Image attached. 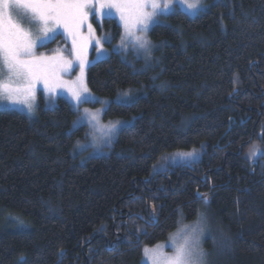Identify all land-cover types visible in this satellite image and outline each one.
<instances>
[{"label": "trees", "instance_id": "1", "mask_svg": "<svg viewBox=\"0 0 264 264\" xmlns=\"http://www.w3.org/2000/svg\"><path fill=\"white\" fill-rule=\"evenodd\" d=\"M150 38V66L112 52L88 68L104 118L135 117L108 154L76 153L88 127L64 97L35 118L0 109V264H143L201 213L211 264H264V0L176 10Z\"/></svg>", "mask_w": 264, "mask_h": 264}, {"label": "snow or ice", "instance_id": "2", "mask_svg": "<svg viewBox=\"0 0 264 264\" xmlns=\"http://www.w3.org/2000/svg\"><path fill=\"white\" fill-rule=\"evenodd\" d=\"M177 3L191 15L201 10V0H0V98L9 101L22 98L31 112L33 105L30 101L34 99L35 86L42 81L48 91L68 87L77 105L90 102L93 98L83 95L87 92L83 84V53L88 40L93 38L94 29L91 24L87 25L88 37L81 32L89 15L110 16L111 10L115 9L124 29L121 47L127 48L131 38L133 46L148 56L152 51L151 41L147 38L150 26L158 22L159 16L171 12ZM14 9L26 13L29 27L13 21ZM61 26L71 36L72 52L80 61L81 77L71 83L60 80L58 75L71 66L70 59L63 56L37 57L35 54L38 44L50 39L49 34ZM103 42L109 41L105 38ZM95 44L98 50L102 47L100 39H96ZM83 118L89 123L97 121L98 112L85 109ZM79 122L74 121V125ZM114 130L115 124L109 125L105 135L110 138ZM257 151L253 150L249 158ZM183 155L191 157L195 153ZM201 221L194 226H184L169 237L171 255L163 251L167 245L146 248L145 255L151 253L152 264H207L208 253L203 251L199 239L203 231L199 227Z\"/></svg>", "mask_w": 264, "mask_h": 264}, {"label": "rangeland", "instance_id": "3", "mask_svg": "<svg viewBox=\"0 0 264 264\" xmlns=\"http://www.w3.org/2000/svg\"><path fill=\"white\" fill-rule=\"evenodd\" d=\"M200 7L201 10L206 7V0H201ZM176 10H182L187 12L184 6L178 3L174 4L171 12L165 15H161L157 18V23L163 22L167 15L171 14L172 12H175ZM105 11H107V9ZM111 11L112 15L110 16L89 15L87 22L81 29V32L84 37H88V24H91L92 28L94 29L93 38L88 40L87 47L85 48L83 53V84L87 88V92L83 93V95L93 98L90 102L80 103L79 105H77L76 101L73 100L71 91L68 87L61 86L57 87L54 92L48 91L45 89L42 81L37 83L35 86L34 99L30 101L33 105V111L31 112H29L28 107L23 102L22 98L17 99L16 101H9L6 98H0V109L19 110L21 112L26 113L31 118L37 117L39 108L42 104L45 107H53L56 104V100L58 97H64L69 100L78 113V116L75 121H80L78 124L75 125L73 123V127L78 128L84 124L88 127L87 135L84 139H80L77 142L75 148L76 153H80L83 159L94 155H103L110 153L113 144L119 135L120 130L126 126L133 124L135 121V117L111 119L104 118L105 111L113 99L98 95L89 88L87 83V71L89 66L98 60L109 57L112 52H121L125 57H128V55L130 54H134L136 59H140L142 61L144 67L156 63L158 59V54H156V52L159 49L160 44L152 41L150 38V31L153 26L157 23L151 25L147 33V38L151 41L152 44V51L150 55L145 56L143 50H138L133 46L131 38H129L127 48L121 47V37L124 33V29L120 20L119 13L116 12L115 9H112ZM12 17L14 22L20 23L26 28L29 27L28 16L23 10L14 9L12 11ZM107 18H115L117 20L122 29L121 35L117 36L113 30V27L105 26L104 20ZM97 24L101 27V31H99ZM137 34L139 33L137 32ZM49 35L50 39L44 41L42 45L38 44V46L35 48L36 56L48 58L54 56H63L65 59H70L72 61L71 66L66 71L59 72V79L62 81H67L69 83L77 81L78 78L81 77L80 61L75 58L72 52L71 36L68 32L64 30L62 26L58 27L54 33H50ZM105 38H107L109 42H103ZM96 39H100L102 41V47L99 50L97 49V46L95 44ZM139 93V90L127 89L121 92L115 100L118 102H133L137 100V98L139 97ZM85 109L93 113L98 112V120L89 123L86 118H83ZM111 124H115V130L109 138L105 135V133L108 130V126ZM201 217H203L202 221ZM198 221H201L199 227L203 229L202 233H200L199 236L201 247L204 252L208 253L207 264H211L212 253L206 248V240L210 237L211 231L204 213L199 214L197 218L192 220H187L184 217H181L178 222V226L169 233L166 239L160 240L153 245L145 246L143 248V264H152L151 253H149L147 256L145 255L144 250L146 248L155 249L157 245H167L166 247H164L163 251L165 254L171 255L172 248L170 246L169 237L175 235L178 230H180L184 226L197 225Z\"/></svg>", "mask_w": 264, "mask_h": 264}, {"label": "bare ground", "instance_id": "4", "mask_svg": "<svg viewBox=\"0 0 264 264\" xmlns=\"http://www.w3.org/2000/svg\"><path fill=\"white\" fill-rule=\"evenodd\" d=\"M200 194L202 195V193H199V195H200ZM201 195H200V196H201Z\"/></svg>", "mask_w": 264, "mask_h": 264}, {"label": "water", "instance_id": "5", "mask_svg": "<svg viewBox=\"0 0 264 264\" xmlns=\"http://www.w3.org/2000/svg\"><path fill=\"white\" fill-rule=\"evenodd\" d=\"M201 195V194H200Z\"/></svg>", "mask_w": 264, "mask_h": 264}]
</instances>
